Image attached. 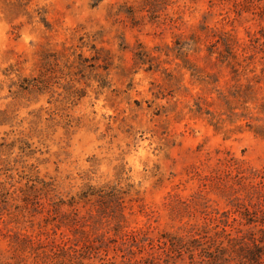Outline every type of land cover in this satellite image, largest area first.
Returning a JSON list of instances; mask_svg holds the SVG:
<instances>
[{"label":"rangeland","instance_id":"374dc122","mask_svg":"<svg viewBox=\"0 0 264 264\" xmlns=\"http://www.w3.org/2000/svg\"><path fill=\"white\" fill-rule=\"evenodd\" d=\"M262 177L264 0H0V264H149L235 235Z\"/></svg>","mask_w":264,"mask_h":264},{"label":"trees","instance_id":"16d2710c","mask_svg":"<svg viewBox=\"0 0 264 264\" xmlns=\"http://www.w3.org/2000/svg\"><path fill=\"white\" fill-rule=\"evenodd\" d=\"M260 187V192L256 190L258 201L253 204L252 208L244 205L236 206L235 213L240 214V220L235 219L234 221L239 222L241 228L237 229L235 235L227 231L221 235L217 234L216 238L207 234L202 236L198 234L190 238L162 234L157 242L163 250V254H149V258L145 260L146 263L159 264L163 261L165 264H264L263 181L260 183ZM71 206L73 205L71 204ZM242 227L249 230H243ZM122 240V249H124L122 251L125 252L128 247L133 245L139 246L146 242H155L154 239L150 240L146 235L140 237L138 233L127 234ZM28 242L33 244L35 259L41 261L39 264H67V261L72 263L71 259L77 261L79 258L88 257L92 252L91 245L85 244L79 247L69 238L61 242L52 240L45 243L41 239L34 240L30 237ZM129 251H131L130 254H135L132 250ZM140 251V253L144 252Z\"/></svg>","mask_w":264,"mask_h":264}]
</instances>
